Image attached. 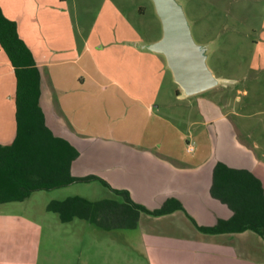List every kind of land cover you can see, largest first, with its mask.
<instances>
[{"label":"crops","instance_id":"1","mask_svg":"<svg viewBox=\"0 0 264 264\" xmlns=\"http://www.w3.org/2000/svg\"><path fill=\"white\" fill-rule=\"evenodd\" d=\"M0 6L17 23L40 70L46 125L79 151L72 174L99 176L150 210L169 199L183 205L184 210L160 217L141 214L134 229L113 230L135 233L145 264H264V239L257 233L217 235L197 227H214L233 216L211 193L219 162L252 172L264 187V145L240 125L239 119L250 115L218 89L221 82L236 85L238 80L213 74L207 44L196 42L191 32L217 83L188 95L167 55L156 47L164 29L149 41L127 21L132 38L95 32L97 22L90 28L75 22L68 0H39L32 8L38 33L34 21L24 23L19 1L0 0ZM155 8L159 15L156 3ZM251 69L264 72V61ZM14 71L0 46L2 145L12 143L17 127ZM110 193L108 199H118ZM30 198L0 205V264H39L45 224L50 226L47 205L54 199L35 208L28 205ZM76 219H59L57 226Z\"/></svg>","mask_w":264,"mask_h":264},{"label":"rangeland","instance_id":"2","mask_svg":"<svg viewBox=\"0 0 264 264\" xmlns=\"http://www.w3.org/2000/svg\"><path fill=\"white\" fill-rule=\"evenodd\" d=\"M16 1L25 7L21 13L24 23L36 20L32 8L39 0ZM26 1L29 3H22ZM174 1L183 8L195 41L209 46L207 64L213 74L238 80L236 85L221 82L218 89L235 107H243V114L250 115L240 118V125L252 131L264 145V115L252 116L253 112L264 111V72L251 69L261 59L264 61V0ZM103 3L107 4L103 7ZM155 3L156 0H68V10L78 24L90 28L97 22L95 32L117 31L118 36L132 38L133 32L124 21L130 22L149 41L160 38L164 29ZM33 25L40 33L37 21ZM15 136L16 132L11 142ZM73 196L98 201L113 195L101 182L78 183L36 192L27 203L41 208L52 199ZM48 215L50 226L45 224L39 264H145L134 232L107 231L81 219L59 227V215L54 212Z\"/></svg>","mask_w":264,"mask_h":264},{"label":"trees","instance_id":"3","mask_svg":"<svg viewBox=\"0 0 264 264\" xmlns=\"http://www.w3.org/2000/svg\"><path fill=\"white\" fill-rule=\"evenodd\" d=\"M18 25L8 19L0 6V46L16 76V136L10 145L0 144V205L23 202L35 192L51 191L78 183L101 182L118 199L91 201L80 196L52 200L49 212L62 222L86 220L107 231L134 229L141 214L162 216L184 210L177 199L150 210L135 202L127 190L115 189L96 175L76 177L73 162L79 151L67 140L55 136L45 122L40 106L41 74L34 55L20 37ZM212 196L227 204L232 218L214 227L198 226L208 234L253 231L264 239V187L259 178L244 169L219 162L213 175Z\"/></svg>","mask_w":264,"mask_h":264},{"label":"water","instance_id":"4","mask_svg":"<svg viewBox=\"0 0 264 264\" xmlns=\"http://www.w3.org/2000/svg\"><path fill=\"white\" fill-rule=\"evenodd\" d=\"M156 6L164 28V37L156 47L167 55L178 83L188 95L215 86L217 80L193 40L183 8L174 0H156Z\"/></svg>","mask_w":264,"mask_h":264},{"label":"built area","instance_id":"5","mask_svg":"<svg viewBox=\"0 0 264 264\" xmlns=\"http://www.w3.org/2000/svg\"><path fill=\"white\" fill-rule=\"evenodd\" d=\"M193 148L192 147H190V149L189 150H192Z\"/></svg>","mask_w":264,"mask_h":264}]
</instances>
